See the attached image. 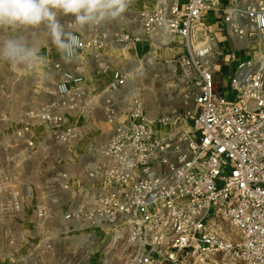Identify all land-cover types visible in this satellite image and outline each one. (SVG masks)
Instances as JSON below:
<instances>
[{
  "label": "built area",
  "instance_id": "obj_1",
  "mask_svg": "<svg viewBox=\"0 0 264 264\" xmlns=\"http://www.w3.org/2000/svg\"><path fill=\"white\" fill-rule=\"evenodd\" d=\"M147 1L134 0L116 27L67 31L80 39L78 58L146 33L159 43L177 37L181 51L170 59L195 86L191 130L162 134L167 118L146 112L124 68L86 99L84 74L72 68L78 58H57L56 106L42 110L48 128L36 160L20 131L0 160V260L111 264L114 248L123 264H264V0H152L142 12L137 5ZM210 12L220 14L235 63L227 76L217 69L224 49ZM97 98L109 128L68 122ZM33 162H56V176L28 182ZM34 191L29 219L24 205Z\"/></svg>",
  "mask_w": 264,
  "mask_h": 264
},
{
  "label": "rangeland",
  "instance_id": "obj_2",
  "mask_svg": "<svg viewBox=\"0 0 264 264\" xmlns=\"http://www.w3.org/2000/svg\"><path fill=\"white\" fill-rule=\"evenodd\" d=\"M153 1L148 0L137 5L146 12L153 7ZM206 20L213 27L218 37L221 52L220 62L217 69L222 70L227 76L232 72L234 62L229 63V51L226 42L222 43L224 31L221 27L220 14L210 12ZM66 30H69L73 22H64ZM116 27L117 23L112 22ZM74 27V26H73ZM111 28V25H108ZM7 32H0L3 39ZM150 34L139 41L126 44L128 47L122 49L117 44L106 42L99 48L87 49L80 55L72 68H79L84 74L89 90L85 92L86 99L96 97L97 87L111 79L116 69L124 68L136 87L135 94L141 98L142 106L147 113L157 118L166 117L167 124L159 125L162 134L169 132H189L192 124L193 98L195 86L185 84L180 76L178 68L171 61V57L181 51L176 48L179 42L177 37L170 42V48H164L159 42L149 38ZM31 39L35 43L41 55L47 58V63L41 68L26 70L19 67H11L6 63H0V160L5 159L15 150L18 141V132H23V138L28 140V149L37 155L36 148L42 142L48 124L42 116V110L46 106H56L55 87L58 73L54 67L56 59L60 57L56 46L51 42L43 26L31 32ZM237 55H241L237 52ZM92 58L93 64L88 61ZM232 97V94L229 96ZM91 102H94L93 100ZM96 104L83 113L76 109L70 112L68 122L79 128H109L104 121L103 114ZM88 112V113H87ZM5 165H2V167ZM26 167L28 182H36L38 179H49L56 176V162L51 165H39L36 162ZM8 168L12 174L17 172L18 166L9 163ZM1 169V164H0ZM56 185V184H55ZM38 202V195L29 196L24 205L28 216L32 215L33 207ZM24 212V213H25ZM30 219V218H29ZM108 262L111 264H123L118 258L122 252L117 249H108ZM127 253V250L124 251ZM10 264L0 260V264Z\"/></svg>",
  "mask_w": 264,
  "mask_h": 264
},
{
  "label": "clouds",
  "instance_id": "obj_3",
  "mask_svg": "<svg viewBox=\"0 0 264 264\" xmlns=\"http://www.w3.org/2000/svg\"><path fill=\"white\" fill-rule=\"evenodd\" d=\"M134 0H0V63L34 70L46 65L31 39V32L43 26L61 59L72 63L78 58L80 39L67 31L60 17H72L80 29L119 21Z\"/></svg>",
  "mask_w": 264,
  "mask_h": 264
},
{
  "label": "bare ground",
  "instance_id": "obj_4",
  "mask_svg": "<svg viewBox=\"0 0 264 264\" xmlns=\"http://www.w3.org/2000/svg\"><path fill=\"white\" fill-rule=\"evenodd\" d=\"M160 44H162L163 45V47L164 48H170L171 46H170V43H160ZM167 44V45H166ZM118 46H120V47H122V49L124 50V49H126L128 46L126 45V44H117ZM176 48H178V49H180V45L179 44H177L176 45Z\"/></svg>",
  "mask_w": 264,
  "mask_h": 264
},
{
  "label": "water",
  "instance_id": "obj_5",
  "mask_svg": "<svg viewBox=\"0 0 264 264\" xmlns=\"http://www.w3.org/2000/svg\"><path fill=\"white\" fill-rule=\"evenodd\" d=\"M219 90V89H218Z\"/></svg>",
  "mask_w": 264,
  "mask_h": 264
}]
</instances>
